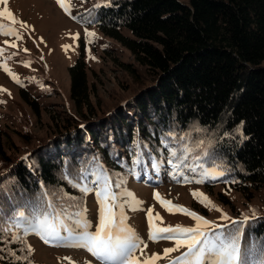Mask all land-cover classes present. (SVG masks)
I'll list each match as a JSON object with an SVG mask.
<instances>
[{"label": "trees", "instance_id": "16d2710c", "mask_svg": "<svg viewBox=\"0 0 264 264\" xmlns=\"http://www.w3.org/2000/svg\"><path fill=\"white\" fill-rule=\"evenodd\" d=\"M110 4L91 8L83 20L125 48L147 80L130 97L119 99L109 113L92 119L69 114L52 138L31 153L3 162L0 241L16 234L24 242L0 243V264H21L9 251L26 257L22 264H37L26 248L32 234L25 236L12 224L14 212L41 192V184L50 192L75 197L72 203L79 208L72 211L87 208V196L73 188L65 174L78 178L80 168L99 157L114 180L126 182L114 189L117 192L127 190L130 181L157 185L168 171L167 149L161 148L160 137L170 129L189 133L192 141H211L209 151L217 155L227 174L201 184L206 191L219 184L250 198L252 190L264 186V0H187L185 4L110 0ZM68 74L71 100L86 109L90 92L81 55L68 67ZM25 94L19 91L35 110ZM194 126L207 131L196 132ZM137 142L144 155L140 164L133 165ZM150 156L158 161L163 156L158 171ZM5 228L11 232L5 233ZM239 229L241 250L251 264L264 248V215ZM70 239L62 232L52 242L63 247L68 242H61Z\"/></svg>", "mask_w": 264, "mask_h": 264}, {"label": "rangeland", "instance_id": "374dc122", "mask_svg": "<svg viewBox=\"0 0 264 264\" xmlns=\"http://www.w3.org/2000/svg\"><path fill=\"white\" fill-rule=\"evenodd\" d=\"M178 1L187 3V0ZM100 3L102 0H70L66 6L70 7L71 15L65 14L55 0H9L7 5L0 3V11L8 7L18 21L26 22L29 26L26 28H21L19 24L14 26L23 37L16 41L18 47L15 49L3 43L5 40L11 43L14 37L0 35V48H5L4 55L0 56V63L6 62L7 67L19 79V83L14 82L0 68V88L6 90L0 91L1 171L4 168L3 162L31 153L41 142L52 138L57 133L58 126L64 122L65 116L72 114L79 119H92L96 115L109 113L119 99L130 97L129 95L139 88L140 83L143 84L147 80L144 69L136 64L133 56L125 48L102 34L96 26L89 25L83 20V15ZM0 25L11 26L10 22L2 17ZM86 31L95 35L86 36ZM24 49L28 51L25 52ZM12 52L17 54L11 56ZM80 55L86 66L90 92L87 110L79 104H74L70 98L68 67ZM26 60L31 61L27 67L24 66ZM20 90L35 103V110L20 98ZM123 164L126 165L124 162ZM167 167L168 171L164 172L157 185L147 184L143 180L127 183V191L136 199L143 201V209L152 207L153 215L160 214L164 221L160 226L181 224L190 227L194 222L179 213L169 214L154 199V193H159L161 198L171 200L173 204L182 205L217 223H221L220 214L209 211L194 200L192 191L198 190L207 195L234 220L242 221V214L250 217L248 221L264 215V186L252 190L250 198L219 184H215L212 191L208 192L201 184L194 182L185 184L183 176L174 179L170 166ZM186 174L190 179L197 178L190 172ZM219 195L224 197L227 204L219 200ZM86 200L87 218L93 223L94 231L98 221V205L94 193L89 194ZM249 209L255 210L254 218ZM125 214L128 216V224L148 245L145 250L147 254L157 253L163 256L165 248L173 247V243L167 240L152 242L148 239L145 211H131L126 207ZM241 224L243 223L234 228H240ZM27 239L26 246L33 250L29 255L37 264H98L85 249L74 246L76 244L74 239L63 240L61 243L68 242L63 247H55L54 242L45 244L36 235H30ZM183 251L184 249L174 252L170 257L157 261V264H169L172 257L180 255Z\"/></svg>", "mask_w": 264, "mask_h": 264}, {"label": "snow or ice", "instance_id": "6c2138e0", "mask_svg": "<svg viewBox=\"0 0 264 264\" xmlns=\"http://www.w3.org/2000/svg\"><path fill=\"white\" fill-rule=\"evenodd\" d=\"M9 0H0V3L7 5ZM56 4L67 15H71L70 7L66 4L70 0H55ZM97 7L111 6L110 0H102ZM0 17L8 20L11 26L0 25V35L13 38L3 43L9 48H17L16 41L23 37L21 32L14 26L19 24L21 28L29 27L26 22L18 21L8 7L0 11ZM74 18V17H73ZM6 29V30H5ZM86 36H94L95 33L87 32ZM76 39V37H73ZM41 43L43 39L41 38ZM27 52V49H24ZM5 53V48H0V56ZM17 53L12 52L11 56ZM11 58V57H9ZM42 58V57H41ZM31 64L30 60L24 62L27 67ZM11 79L19 83L18 77L7 67V63H0ZM0 91H6L0 88ZM243 122H241V128ZM196 132H206V129L194 126ZM240 132V128L237 129ZM242 135V133H240ZM228 135L227 132L224 133ZM211 141L198 139L192 141L189 133L177 134L175 130H168L160 137V146L167 149V164L171 168L174 179L183 176V182L204 184L206 180H217L224 177L227 173L225 166L218 159L217 155L209 151ZM145 148L147 145L144 146ZM135 158L133 165L140 164L143 160V151L140 142L136 144ZM159 151V149H158ZM152 167L157 171L163 163L155 156L149 157ZM134 173L135 168L131 169ZM186 172H190L196 179H190ZM65 178L75 189H78L83 196L95 195L98 205V221L93 229V223L87 218V208L72 211L79 208L75 197L67 192L58 193L48 191L46 186L41 184V192L32 200L20 205L14 212V223L12 227L21 231L25 236L32 234L38 236L45 244L59 240L61 233H66L76 241L74 246L85 249L98 264H157V261L170 257L174 252L180 255L171 258L169 264H250L247 252L241 250L240 229L234 226L246 223L250 218L242 214L243 220L237 221L230 218L221 208L216 206L211 199L202 192L192 191L194 200L200 203L209 211L218 212L221 223L210 221L202 215L185 208L182 205L173 204L171 200H165L159 193H154V199L169 214L177 213L187 216L194 224L186 227L181 224L160 226L164 223L159 213H154L152 207L143 209V201L128 192L126 189L117 192L114 189H121L126 183L123 180H114L112 174L106 169L99 157H92L79 170L78 178L66 172ZM179 182V181H178ZM236 181H225V183H235ZM227 194V193H226ZM131 211H145L148 224V239L152 242L167 240L173 243V247L163 250V256L157 253L147 254L148 245L140 238L134 228L128 224V216L125 208ZM252 217H255V210L249 209ZM5 233L11 232V228H5ZM24 242L23 239L12 234L6 241L0 243ZM29 254L32 248L26 246ZM255 253V249L253 250ZM9 255L14 257V261L22 262L26 257L16 256L15 252L9 251ZM251 264H264V248L259 251V258L251 261Z\"/></svg>", "mask_w": 264, "mask_h": 264}]
</instances>
